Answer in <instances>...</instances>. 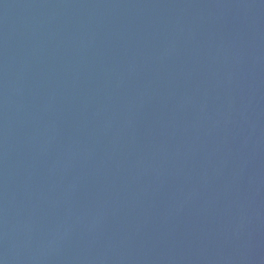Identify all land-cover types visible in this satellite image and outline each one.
<instances>
[{
    "label": "water",
    "instance_id": "1",
    "mask_svg": "<svg viewBox=\"0 0 264 264\" xmlns=\"http://www.w3.org/2000/svg\"><path fill=\"white\" fill-rule=\"evenodd\" d=\"M0 264H264V0H0Z\"/></svg>",
    "mask_w": 264,
    "mask_h": 264
}]
</instances>
